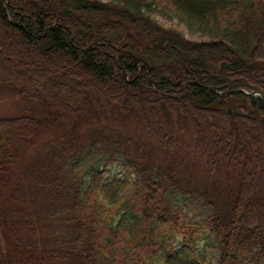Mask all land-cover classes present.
<instances>
[{"label":"trees","instance_id":"1","mask_svg":"<svg viewBox=\"0 0 264 264\" xmlns=\"http://www.w3.org/2000/svg\"><path fill=\"white\" fill-rule=\"evenodd\" d=\"M24 2L0 45L46 56L0 47L31 104L0 116V264H264V102L237 92L264 94V0Z\"/></svg>","mask_w":264,"mask_h":264},{"label":"rangeland","instance_id":"2","mask_svg":"<svg viewBox=\"0 0 264 264\" xmlns=\"http://www.w3.org/2000/svg\"><path fill=\"white\" fill-rule=\"evenodd\" d=\"M16 3L18 5H20L21 7H24L25 5V2L24 0H15ZM177 22H168V21H162V24L166 27H172L173 25H175ZM177 26V25H175ZM2 33L3 36L1 38V45L0 47L2 49H4V53L2 52V61L4 63V65L7 66V68H9L10 66V69L12 71H22L24 69H26L27 67H29V63L30 61H37L36 59L39 57L40 58V54H41V49L39 47H29L27 45H24L23 44V41H22V37L20 36V34L18 32H16L14 29L10 28V27H4L2 26ZM183 31H184V34L187 35V37L191 40H194V41H198V40H201V36L199 35H193V34H190V32L188 31L187 28H185L184 26H181ZM12 49L13 53L10 52V50ZM15 50V51H14ZM46 55L44 56H41V57H45ZM50 59H53L51 57H55V55H51L49 56ZM68 58V57H67ZM6 61L8 63H6ZM80 71V75L85 79V81L87 82L88 79L85 78L84 76H87L88 78L91 79L90 84L89 85H92L94 84L93 80H95L92 76H90V74H88L84 69H81V70H78ZM13 73V72H12ZM116 76L118 77V74L116 73ZM117 81L114 80V82H106V83H97V88L100 89V90H103L107 93H110V90H109V85H118L120 88L123 89V85L120 83V80L119 78L116 79ZM125 89V88H124ZM67 103H70L67 102ZM29 108L31 107V104L27 101L25 98L23 97H18L15 92L6 86V84L0 80V116H8V115H14L16 116L17 114H21L24 112V109L25 108ZM39 185V184H38ZM38 185L36 184L34 186L38 188ZM66 199V198H65ZM67 202H63L61 204V206H64L66 205ZM41 207H44V205ZM44 210H46L44 208ZM44 212H47L44 211ZM44 212L41 210L40 211V216L44 214ZM33 217V216H32ZM30 217L29 220L32 218ZM30 235V234H28ZM28 237V236H27ZM56 245V244H55ZM94 258V256H93Z\"/></svg>","mask_w":264,"mask_h":264}]
</instances>
